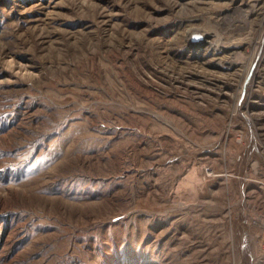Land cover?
Wrapping results in <instances>:
<instances>
[{
    "label": "rangeland",
    "instance_id": "374dc122",
    "mask_svg": "<svg viewBox=\"0 0 264 264\" xmlns=\"http://www.w3.org/2000/svg\"><path fill=\"white\" fill-rule=\"evenodd\" d=\"M261 246L264 0H0V264Z\"/></svg>",
    "mask_w": 264,
    "mask_h": 264
},
{
    "label": "built area",
    "instance_id": "2783aa9c",
    "mask_svg": "<svg viewBox=\"0 0 264 264\" xmlns=\"http://www.w3.org/2000/svg\"><path fill=\"white\" fill-rule=\"evenodd\" d=\"M254 223H256V221ZM253 264H264V246H261L259 251L255 253Z\"/></svg>",
    "mask_w": 264,
    "mask_h": 264
}]
</instances>
